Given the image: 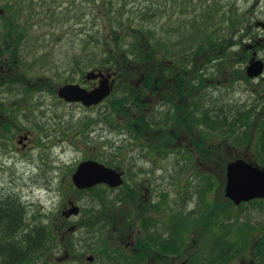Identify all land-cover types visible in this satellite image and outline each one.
Returning a JSON list of instances; mask_svg holds the SVG:
<instances>
[{"label": "rangeland", "instance_id": "obj_1", "mask_svg": "<svg viewBox=\"0 0 264 264\" xmlns=\"http://www.w3.org/2000/svg\"><path fill=\"white\" fill-rule=\"evenodd\" d=\"M152 2L169 11L140 31L139 23L131 24L127 15ZM184 3L188 0H0V46L9 42L11 49H18L14 72L19 77L1 88L5 102L14 107L15 130L4 136L7 141L0 148L19 149L18 134L26 130L32 131L33 148L15 149V162L5 161L3 168L0 154V197L13 193V203L20 204L31 225L37 224L35 215L56 225L50 258L35 264H130L133 254L124 246L141 235L144 223L165 237L172 233L171 225L182 231L176 233L178 253L151 250V257L157 256L162 264H217L208 261L217 251L216 238L236 249L224 264H264V255L255 250L264 236V201L230 206L225 195L230 161L261 160L258 130L253 127L246 133L241 126L247 121L245 112L264 103V72L256 78L246 74L253 52L264 61V0H191L190 12L179 10ZM204 34V45L211 42L213 48L199 50ZM152 37L162 39L161 57L170 58L157 70L174 68L170 60L177 63L176 69H191L185 73L189 87L183 86L180 105L191 112L193 125L181 129L173 116L167 138L157 136L163 131L160 127L137 137L129 128L120 131L115 123V99L123 94L117 74L125 72L123 76L133 80L123 84L128 87L140 85L146 70L123 62L111 67L106 57L112 53L122 59L141 42L155 44ZM4 50L7 58L11 50ZM181 52L191 63L177 62ZM97 69L116 79L102 104L90 108L60 99L58 89L68 83L91 88L86 74ZM41 82L46 83L44 89L39 88ZM150 91H143L152 103L148 107L164 112L168 106L157 108L156 98L162 94ZM180 99L176 97V104ZM190 100L191 106L184 103ZM261 111H255L253 120ZM224 114L227 123L221 130L198 123L203 115L223 119ZM234 119L238 126L231 129ZM245 134H251V142L243 143ZM89 159L122 171L126 185L76 188L72 174ZM70 202L79 213L62 216L63 206ZM63 221L66 224L60 225ZM102 224L106 227L98 229ZM119 229L131 239L125 237L122 244L113 239ZM95 231L105 242H98ZM17 232L26 247L23 235L28 239L38 231ZM114 252L120 253L117 262L107 258Z\"/></svg>", "mask_w": 264, "mask_h": 264}, {"label": "trees", "instance_id": "obj_2", "mask_svg": "<svg viewBox=\"0 0 264 264\" xmlns=\"http://www.w3.org/2000/svg\"><path fill=\"white\" fill-rule=\"evenodd\" d=\"M160 4L161 3L158 2H152L151 4H148L145 7H142L139 10L132 12L131 14L129 13L127 15L128 21L133 25L135 23H139L140 31H141L144 26L153 22L159 15H161L162 12L169 11L167 10L166 6H162ZM183 5H185V7H183ZM9 7L10 6L8 5V8ZM189 8L191 9V0H188V5L184 3L179 6V10L181 11L190 12ZM175 9L176 8L171 9L170 12ZM8 21L11 22L10 19H8ZM138 38L139 36H137L136 39L138 40ZM152 38L156 39L157 42L155 44L154 42L151 43L149 41H144L141 43L139 41L138 43L141 44V47L137 46L135 50H126L125 54H123L122 59L118 56V54H116L115 56L112 53H109L108 57H106V60L108 62L107 65L111 64V67L112 66L117 67L119 65L118 62H123V64L127 66L131 64L140 65L144 67L146 70V73L143 75L142 82L144 81L149 82L147 87L137 84L129 85L128 87L124 86L123 84L126 83L129 84V81H133V80L128 79V77H124L123 75L125 74V72H120L121 75L117 74V79L121 80V84L123 87V92H122L123 94L115 99V104L113 107V109L117 114L115 123L120 131L125 132V130L129 128L130 133H133L134 136L137 137L147 135L145 133L146 129L148 131H152L153 129H155L154 127H160L164 129L165 128L164 123L167 122V120L162 116L163 113L164 114L168 113V115H171V118L175 116L174 117L175 121L184 122L185 124H188L190 122L189 114H191V112H188V110L184 109L183 106L180 105V103L185 99V93H183L184 90L183 86H187L186 82L188 80L186 79V74L189 73L191 69H187L185 66L176 69L175 64L177 63L176 62L174 63L173 60H170L173 62L172 65L174 66V68L169 67L171 68L169 70L168 69L157 70L159 66L162 65L165 66L164 64L166 61L164 62V60L170 58L167 57L166 54L165 56L163 55V57H161L160 51L163 46L162 39L156 37H152ZM205 38H206V34L203 35L202 40L199 43L200 44L198 46L199 50H206L213 48L209 40H206L209 42V45H204L205 41L203 40H205ZM184 58L186 57H184V55L181 52L180 59L177 62H180L181 64H183V62H187L185 65L191 63L190 59L186 61ZM144 89H151L153 91H158V93L162 94V96L165 97V99L164 101L160 102L161 104L159 109L161 108V106L164 105L169 106V108H167L164 112L158 111L157 114L155 113L154 116L152 117L149 116L145 117L144 113H146L145 110L146 104L141 101V99L145 97V94L143 92ZM168 89L171 90V93L168 92L169 91ZM162 96L160 95L159 98L162 99ZM177 96L180 97L181 99L180 102L176 104L175 101ZM168 97H170V99H168ZM184 103L189 104V106H191V100L190 103L186 101H184ZM131 107L133 109V114L136 115L137 117H134V115H132V112L130 110ZM261 109L262 111L259 114V116L255 118V120H253L255 111ZM256 110L254 112H252V110L245 112L247 121L245 123H242L241 127L244 128V131L246 133H248V130L252 129L253 127H255L258 130L257 131V133H259L258 139L260 141L259 155L261 159L258 162V164L262 166L264 164V103L259 102ZM107 116H109V112H107ZM226 117L225 114L223 119L214 116L203 115L201 118L202 122L198 121V123H203L204 125L207 124L206 126L209 129L221 130L225 127V123H227ZM143 123H145L146 125H144ZM134 124H136V126H134ZM192 125H193V119L191 118V126ZM229 126L231 129L235 128V126H238L236 124V120L235 119L231 120ZM242 140L243 143L251 142L252 141L251 134H245ZM256 201H260V200L258 199L251 200L249 202H244L242 204L244 205L249 203L253 204ZM262 201H264V199H262ZM227 202L228 204H230V206L236 205L231 200H227ZM14 206L15 207H12L14 209L13 216L18 220V224L22 225L23 209L19 203L14 202ZM207 221L209 222L208 218ZM18 235L21 237L22 234L20 235L18 232L11 230H4L0 233V242L4 243L0 250V257L1 258L8 257V259H4L7 261L2 262L1 264H35V262L38 261V259H31L29 258L30 257L29 255L23 254L20 251L21 249L26 247L21 245L22 238L20 237H19L20 239L16 238ZM23 236H22L23 239H25L28 242L26 246L31 245L32 243L33 245L31 246H34L35 249L36 248L38 249L39 247L42 248L51 247V245L53 246L56 241L52 231L50 233H43V232L31 233L28 239L25 237L27 236V234H24ZM216 239L217 240L215 241L214 246L216 247L215 249L217 251L215 254L212 253L213 255L212 257H224V256L232 257L234 254H236V249L233 245L223 246L222 245L224 244L223 241H221L218 238ZM256 245L257 246L255 250L257 254L264 255V236L261 239H259V242ZM10 254L13 258L12 257L9 258ZM12 259H14L15 261H13Z\"/></svg>", "mask_w": 264, "mask_h": 264}, {"label": "flooded vegetation", "instance_id": "obj_3", "mask_svg": "<svg viewBox=\"0 0 264 264\" xmlns=\"http://www.w3.org/2000/svg\"><path fill=\"white\" fill-rule=\"evenodd\" d=\"M9 36H11V35H9ZM0 42H1V40H0ZM4 49H8L7 51L11 50L9 52L10 55H8L7 58H4V53H5ZM17 51H18L17 48L11 49V44L9 42H7L6 44H2V46H0V147L3 145L4 141H7L6 139H4V136L13 133L15 130L14 124H13L14 121L12 120V117L15 114L14 109H13L14 107L11 105L9 106L5 102V100L1 94V88L5 87L8 84L11 85L13 82L17 81V79L19 78L16 76V74L14 72L15 71L14 67L17 66V62H18ZM161 67L162 66H159L158 69H160ZM113 78H115L114 75L112 76V79ZM91 83H92V87L88 88V89H92L93 87H95L99 83V78L91 80ZM41 84L42 85L39 88L44 89V87H42V86L46 85V83L41 82ZM148 84H149V82L144 81V82H141L140 85L147 87ZM148 90H151V89H148ZM151 92H154V91L151 90L150 93ZM189 92H191V91H189ZM162 93H164V92H162ZM169 93H171V91H169ZM60 99H62V98H60ZM156 99L159 102V104H161L160 102L164 101L165 97L162 96V99H160V98H156ZM168 99H169V97H168ZM62 100L65 101L64 99H62ZM141 101L146 104V106H145L146 113H144L145 117H148V116L152 117V116H154L155 113L157 114V112H158L157 110H154L153 107H148V106H150V104H152V103H150V99L148 97H146V98L143 97V99H141ZM76 104H81V103H76ZM98 105H100V104H98ZM98 105L90 106V108L95 107V106L97 107ZM162 107H166V105L161 106V109H162ZM157 108L159 109V106ZM168 108H169V106H168ZM130 110L132 112V115H134L132 107L130 108ZM162 110H165V109H162ZM4 116H6L7 118H5V119L2 118ZM162 116L164 118H166L167 122L164 123L165 128L164 129L161 128L163 130L162 133L157 134V136L167 138L170 136V133L168 132L167 126H169L172 123V121H171L172 118H171V115H168V113L162 114ZM134 117H137V116L134 115ZM169 120L171 121L170 123H169ZM176 122H177V125L181 127V129H182V127L184 129L186 128L184 122H180V121H176ZM190 123L191 122H189V125H190ZM143 124L146 125L145 123H143ZM134 126H136V124H134ZM190 128H191V126H190ZM185 130H188V128ZM145 133L146 134L148 133L147 129L145 130ZM31 134H32L31 130H26V131H23V132L18 134L17 142H18V145H20L19 149H17V148H0V154H2V153L4 154L3 159H1V162H2L1 168H3L2 166H3V163L5 161L15 162L13 152H16L18 150L21 152H28V151H31L33 149V148H30L31 147V142H30L31 141ZM173 134H174V131H173ZM187 136H191V133L188 134ZM15 149H16V151H15ZM124 183L122 185H126ZM99 185H102V184H99ZM103 185H106V184H103ZM108 187L110 189H117L120 186L115 187V188H112L110 186H108ZM133 196L131 195V197H133ZM12 197H13V193L8 194V196H6V198H3L2 196L0 197V233L4 230H11V231L17 232L20 229H22L25 232L26 231L27 232L38 231V232H43V233H50L51 231L56 230L55 224H49L47 222H43L42 218L39 219L40 216L38 217L37 215L32 216V220L34 221L36 219L37 224L31 225L29 223V220L27 221L28 217H26V219H24L25 216L23 214L22 225H19L18 220L13 216L14 209L12 207H15V206H14ZM125 198H127V197H125ZM130 198H127V199H130ZM5 200H6V202H5ZM70 206H71V202L68 203V205L63 206V210H62L63 213H61L62 216L67 215L65 212H67V209H69ZM5 207H6V209H5ZM155 207H157V206H155ZM5 210H6V212H5ZM186 214L187 215L191 214V210L186 211ZM111 220L114 221L115 219L112 218ZM65 224H66V221H63L60 223V225H65ZM148 225H150V224L144 223L141 235L139 237L138 236L134 237V240H130V242H128V240H127L126 246H124L127 248L129 247V249L131 250V254H133V256H130V257H133L131 260H129L130 264H136L135 261H137V260L140 262V264L145 262V261H146L145 263H147V264H153V260H156V264H162V260L160 258H158L157 256L151 257V250L156 249V250H159L163 254H172V253L174 254V253H178L181 250L180 249L181 244H180V241H178L179 236L176 235V233L180 232L178 227L171 225L170 226L171 230H169V231H172V233L169 235V237H165L159 233L158 229H154L152 227H149ZM153 226L156 228L157 224L154 223ZM105 227H106L105 224H102L98 227V229L103 230ZM96 231L94 234L96 236V239H98V237H97L98 234ZM125 237H127L126 239H131V236H126L124 230H121V229H119L113 235V239H116L117 241H119L120 244H122L125 241V240H123V239H125ZM98 240H99L98 241L99 243L105 242L103 240L101 241L100 238ZM3 244L4 243L0 242V250H1ZM31 245H33V244L31 243ZM31 245L26 246V248H23L20 251L23 254L29 255L30 256L29 258H31V259L41 260L44 258V259L48 260L50 258V253H49L50 251L49 250L51 247H46V248L39 247L38 249L37 248L35 249V247L31 246ZM104 250L107 252L110 249H107V247L104 246ZM117 253L116 252H114L113 254L107 253V258L115 260L117 262L119 257H120V253L119 252H117ZM11 254H12V252H11ZM11 254L9 255V258L12 257ZM136 255H140L139 256L140 258L136 257ZM4 259H8V257H6V258L0 257V261L4 260ZM232 259L233 258L231 256L211 257L210 259H208V261L209 262H215L217 264H224L226 261H228V260L231 261ZM12 260L15 261L14 259H12ZM88 260H90V259H88ZM44 262H46V261H44ZM252 262H253V264L255 263L254 261H252Z\"/></svg>", "mask_w": 264, "mask_h": 264}, {"label": "water", "instance_id": "obj_4", "mask_svg": "<svg viewBox=\"0 0 264 264\" xmlns=\"http://www.w3.org/2000/svg\"><path fill=\"white\" fill-rule=\"evenodd\" d=\"M263 72L264 61L257 58L255 51L246 67V74L249 78H256ZM112 76V73L108 71L92 70L86 74V79L99 78V83L95 87L88 89L79 83H68L58 89V96L67 102L81 103L86 107L98 105L114 90L115 78L112 79ZM72 181L76 188L84 190L99 184H106L112 188L119 187L124 183V178L122 171L89 159L78 164L72 174ZM225 195L236 205L255 199H264V166L244 158L230 161L226 166ZM71 204L65 213L78 214L79 207Z\"/></svg>", "mask_w": 264, "mask_h": 264}]
</instances>
